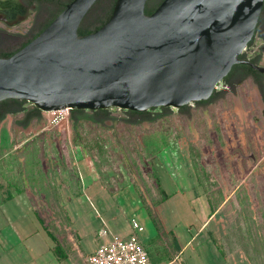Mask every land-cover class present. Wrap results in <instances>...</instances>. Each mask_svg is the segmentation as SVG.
I'll list each match as a JSON object with an SVG mask.
<instances>
[{
    "label": "rangeland",
    "instance_id": "rangeland-1",
    "mask_svg": "<svg viewBox=\"0 0 264 264\" xmlns=\"http://www.w3.org/2000/svg\"><path fill=\"white\" fill-rule=\"evenodd\" d=\"M11 28L32 29V16ZM243 56L264 67V13ZM237 72L218 84L211 101L150 109L141 117L110 109L113 120L104 125L74 126V113L68 111L58 124L41 128V112L39 122L14 130L13 118L22 119L33 106H13L19 112L0 131V196L27 190L50 232L68 248L74 230L59 193L60 187L78 183V161L84 160L106 190L116 193L132 184L151 206L162 198L158 173L187 167L210 199L218 249L240 253L247 264H264V76L256 85ZM156 117L134 125L122 121ZM177 251L160 250L154 259L160 254L166 264Z\"/></svg>",
    "mask_w": 264,
    "mask_h": 264
},
{
    "label": "water",
    "instance_id": "water-1",
    "mask_svg": "<svg viewBox=\"0 0 264 264\" xmlns=\"http://www.w3.org/2000/svg\"><path fill=\"white\" fill-rule=\"evenodd\" d=\"M161 1L72 0L32 15V29H0V55L44 29L0 58V102L43 113L180 109L209 100L236 65L264 72L239 58L264 0ZM146 5L158 7L147 15ZM80 26L94 32L80 37Z\"/></svg>",
    "mask_w": 264,
    "mask_h": 264
},
{
    "label": "crops",
    "instance_id": "crops-1",
    "mask_svg": "<svg viewBox=\"0 0 264 264\" xmlns=\"http://www.w3.org/2000/svg\"><path fill=\"white\" fill-rule=\"evenodd\" d=\"M85 112L73 115L85 116ZM8 117L11 118L7 115L0 122V131L7 128ZM23 119L24 116L13 118L14 130L23 131L31 124L24 126ZM76 170L78 183L71 188L60 187V204L74 230L66 241L71 247L63 246L64 258L54 252L55 243L40 223L42 216L26 190L11 197L0 196V264H87V256L101 242L129 236L132 219L144 227L140 240L151 264H164V256L159 254V258L154 259L155 252L162 250L163 254H168L173 248L178 250L176 256L166 264H247L240 253L227 255L218 249L214 223L209 220L212 213L210 199L187 167L174 173L171 170L158 173L161 189L168 196L155 208L162 233L154 227L134 185L128 183L110 195L84 160L76 163ZM82 209L89 217L83 215ZM104 225L108 235L100 242L96 233Z\"/></svg>",
    "mask_w": 264,
    "mask_h": 264
},
{
    "label": "trees",
    "instance_id": "trees-1",
    "mask_svg": "<svg viewBox=\"0 0 264 264\" xmlns=\"http://www.w3.org/2000/svg\"><path fill=\"white\" fill-rule=\"evenodd\" d=\"M163 1V0H162ZM161 1V2H162ZM160 2V3H161ZM158 7V6H157ZM156 7V8H157ZM155 8V9H156ZM154 9V10H155ZM154 10H150L148 9L147 5H146V8H145V13L147 15H150ZM264 13V5H263V9H262V13L261 15ZM110 17V16H109ZM261 18V16H260ZM109 18H107V20L105 22H103L99 27H97L94 31L98 30L102 25H104L107 21H108ZM260 20V19H259ZM52 21V20H51ZM50 21V22H51ZM50 22L45 26V28L50 24ZM259 24V23H258ZM257 28H258V25L256 27V31H257ZM44 30V29H43ZM42 30V31H43ZM41 31V32H42ZM94 31H88V32H85L81 29V26L79 27L78 29V35L80 37H83V36H86L90 33H93ZM41 32H39L36 36H38ZM35 36V37H36ZM34 37V38H35ZM33 38V39H34ZM32 39V40H33ZM31 40V41H32ZM253 40V39H252ZM252 40L250 41V43L248 44L247 48L251 45L252 43ZM29 41V42H31ZM29 42H27L24 46H26ZM13 54H6L4 57L2 58H8L10 56H12ZM1 58V57H0ZM240 59L243 58V55H241L239 57ZM240 69H245L246 66H243V65H236L233 67V71H236V70H239ZM246 72H249V73H252L253 70H251L250 68L247 67V71ZM230 74V73H229ZM228 74V75H229ZM228 77V76H227ZM225 77L223 80H227L228 78ZM208 101V100H207ZM22 104H27V102L25 101H16V100H5V101H2L0 102V122L2 120H4V118L7 116V115H14V114H17L19 111L17 110H13L12 107L13 106H19V105H22ZM29 104V103H28ZM184 108V107H182ZM180 108V109H182ZM162 110H166L167 108H160ZM72 113H83L85 111H76V110H73L71 111ZM40 113L41 111H39L38 109H35L34 107H32L31 110H27L25 111V115H24V119L22 120V124L24 126H28L32 121H39L40 120ZM95 115L92 114V116H88V115H83V116H72V120H73V123H74V126L77 125L78 123H90L92 125H104L106 121L108 120H113L109 115V110H99V111H95L93 112ZM128 114L134 116V115H137V116H143L144 113H138V112H131V111H127ZM97 116V117H95ZM161 117V116H160ZM159 117H156L155 119H146V118H141L140 120H131V119H123L122 121L126 122L127 124H130V125H133V124H139L141 121H147V122H153L155 121L156 119H158ZM159 185V183H158ZM160 188V186H159ZM108 193L110 195H113V191H109L107 189ZM160 193L162 195V198L160 199V201H158L154 206H151V205H146V203L144 202L143 200V205L145 206V210L149 216V218L151 219L154 227L156 228L157 232L158 233H162L163 232V228H162V224L160 222V219L156 213V207L160 204H162L163 202H165L167 199H168V196L165 194V192L160 188ZM59 197H60V193H59ZM141 198V196H140ZM67 222L70 223V219L67 215ZM40 223L42 224V226L44 227V230L46 231V233L48 234V236L52 239V241L55 243V248H54V252L56 253V255L60 258H64L65 254H64V249H63V246L64 244L60 243L59 240L50 232L49 228L47 227L46 223L44 222V220L42 218H40ZM65 247V246H64Z\"/></svg>",
    "mask_w": 264,
    "mask_h": 264
},
{
    "label": "built area",
    "instance_id": "built-area-1",
    "mask_svg": "<svg viewBox=\"0 0 264 264\" xmlns=\"http://www.w3.org/2000/svg\"><path fill=\"white\" fill-rule=\"evenodd\" d=\"M68 110L44 113L45 120L40 127L58 124ZM144 227L135 219L130 222V235L126 238L113 237L109 242H101L108 235L106 226L96 233V239L101 243L87 256V264H151L148 253L140 236Z\"/></svg>",
    "mask_w": 264,
    "mask_h": 264
},
{
    "label": "flooded vegetation",
    "instance_id": "flooded-vegetation-1",
    "mask_svg": "<svg viewBox=\"0 0 264 264\" xmlns=\"http://www.w3.org/2000/svg\"><path fill=\"white\" fill-rule=\"evenodd\" d=\"M72 0H0V25H4L6 27H13L17 26L21 23H24L29 19L30 16H37L40 14H47V15H55L59 14L64 7L69 4ZM24 18V19H23ZM23 19V20H22ZM25 45V44H24ZM21 46L17 51L24 47ZM17 51L9 54H14ZM6 54H1L0 57H4ZM243 55V54H242ZM242 61H248L249 63L263 68L260 62L252 61V60H244V56ZM246 66L245 69L236 70L241 73V78L249 79L252 83L258 85V79L264 76V72H260L254 68H251L247 64H242ZM241 66V65H240ZM247 67L253 70L252 73L246 72ZM235 71L233 68L228 75V79ZM237 72V73H238ZM226 81V80H223ZM215 93V91H214ZM213 95L210 97L208 101H211L214 97ZM207 102V101H206ZM130 125V124H128Z\"/></svg>",
    "mask_w": 264,
    "mask_h": 264
}]
</instances>
